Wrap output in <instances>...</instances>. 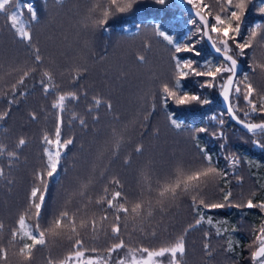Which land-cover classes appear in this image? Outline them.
I'll return each instance as SVG.
<instances>
[{
  "label": "rangeland",
  "instance_id": "rangeland-1",
  "mask_svg": "<svg viewBox=\"0 0 264 264\" xmlns=\"http://www.w3.org/2000/svg\"><path fill=\"white\" fill-rule=\"evenodd\" d=\"M95 2L96 0H67L57 5L53 0L42 4L37 0L39 22L32 26V43L40 49L44 67L52 70L54 83L59 85L57 91L86 92V95H80L78 101L67 102L68 107L63 114L62 137H72L74 143L63 153L62 181L53 187L49 185L42 212L43 224H47L65 207L75 211L87 205L88 214L95 212L99 218L105 214L101 208L106 205H95L94 200L104 194L105 186L109 188V196L112 191L117 190L116 186L110 183L113 178L120 181L122 187L119 190L127 196L129 202H134L141 197V193L145 198L148 196L145 175L152 178L155 187L156 178L169 173L178 163L182 162L185 165L199 163L200 154L192 142L196 132L187 129L175 133L169 127L167 117L160 107L159 85L171 81L173 71L171 56L174 51L157 39L151 26L143 25L139 34L133 38L118 34L111 30L110 26L111 23L129 18L142 10L162 11L164 24L170 19L178 22L184 16L170 6L171 0H167L165 5H157L154 0H138L130 11L109 19L106 34L105 28L93 27L91 21L87 19L89 9ZM206 2L213 3L214 0ZM252 15L261 17L254 5L247 11L246 24L248 17ZM190 30L194 31V26H191ZM145 42L151 44L149 49H145ZM196 47L198 51L205 50L203 41ZM246 51L247 56L243 60L247 61L248 65L254 62L253 57L256 62H264V48L257 45L254 49ZM138 55L145 57L144 62L136 59ZM32 61V49L16 40L6 24V19L0 16V90L15 82L19 72L14 69L28 66ZM195 61L198 66V61ZM77 67L86 71L79 81L73 84L69 81L72 70ZM248 73L257 90L264 92V74L259 70L253 73L250 68ZM39 79L38 71L26 79L24 85L19 86L18 95L19 92H24L25 95L19 99L18 104L11 106L10 116L1 121L5 124V130L0 135V143L6 145L9 150H15L20 137L27 141L18 151L19 159L13 162L11 170L7 167V157L0 159V167L5 169L6 176L12 180L11 184L7 179L0 180V223L5 225L3 233L0 234L2 235L0 243L4 244L7 243L18 216L27 205V196L34 182L33 173L43 166L42 136L44 133L53 135L55 131V110L51 109L54 94L45 97L37 83ZM200 79L196 77L187 79L193 93L206 97L210 92L214 98H219L218 88L200 89L198 82ZM153 93L156 94V107L152 115L144 120V115L152 110ZM94 97H99L104 102L98 108L93 104ZM107 102L112 104L111 112L107 110ZM170 104L182 111H188L190 115L211 107L210 104L179 107L171 102ZM6 106V100L0 98V109ZM239 106H244L242 96L239 98ZM30 112L37 115V120L33 121L30 118ZM72 112L84 119L86 127L80 124L79 119H71ZM221 113L218 107H214L213 114L203 127L208 129L204 134L209 142H217L220 147L222 144L225 145L220 151L223 157L228 154L236 155L231 149L234 140L243 141L264 153V150L253 146L251 141L254 137L251 134L247 135L235 128L226 127L228 121L226 116L223 117L226 122L222 127L211 119L213 115L219 118ZM239 113L244 117L243 111ZM93 116H98V119L94 120ZM259 117L261 116L252 115L253 121ZM221 130L222 138H214L211 135L212 132ZM117 140H120V146L114 154L113 149ZM137 145H142L143 150L140 153L135 152ZM125 159L129 160L128 164L124 163ZM239 161L238 166L231 168L225 160L224 168L232 179V200L244 203L250 199L254 187L240 159ZM84 184H87L88 188L86 195L81 197L77 193ZM220 190L217 181L214 187L209 186L207 189L208 198L221 201ZM88 197L92 198L93 203L88 204ZM190 203V199H185L163 213L157 206L154 215L143 223L129 219L127 229L124 228L122 221V238L133 248L140 245L158 248L174 240L185 227L194 223ZM108 213L111 214V210H108ZM242 229L247 234L251 232L250 226L246 223H242ZM153 231L156 233L155 236L151 235ZM205 231L200 226L186 237L185 264L234 263L224 252L223 241L214 239L210 232L212 255H205L203 251ZM105 232L108 233L107 236ZM110 236L109 222H105L97 239H93L91 232L82 233L87 248L95 247L101 251L113 242ZM253 240L254 238H251L247 246L243 264H251L253 248L249 245ZM70 250L71 244L65 237H50L46 247L34 252L31 264H47L49 257L61 259ZM87 254L92 255L90 252ZM125 254L126 249L114 253L110 264H115L117 256ZM11 264H16L15 258H12Z\"/></svg>",
  "mask_w": 264,
  "mask_h": 264
},
{
  "label": "snow or ice",
  "instance_id": "snow-or-ice-1",
  "mask_svg": "<svg viewBox=\"0 0 264 264\" xmlns=\"http://www.w3.org/2000/svg\"><path fill=\"white\" fill-rule=\"evenodd\" d=\"M54 2L60 5L64 3V0H54ZM137 2L138 0H96L89 9L87 19L91 21L93 27L99 26L107 30L106 25L110 18L130 11ZM181 2L190 6L195 17V19L188 21L190 26H194V31L189 30L183 37L184 41H191V43L178 42L172 35L161 31L159 25L154 27L155 36L166 42L174 50L171 56L173 62L171 81H165L159 85L160 106L166 109L169 102L178 107L192 104L200 106L210 104L211 101L207 97L183 89L182 81L190 77L201 78L198 81L200 89L218 88L219 96L225 106V112L221 113L219 118L213 115L211 119L218 122L222 127L226 122L223 117L228 116L254 137L251 141L254 147L264 150V119L259 122L252 119V115L264 117V92L257 90L248 72L239 74V61L247 56L246 50L254 49L257 45L264 48V24L254 23L245 28V17L250 6L255 5L256 12L264 16V0H214L213 3H208L206 0H181ZM154 3L165 5L167 0H154ZM25 12L28 14V19H25ZM0 15L6 18L16 38L32 49L33 56L30 65L14 69V71L19 72L15 82L0 90V98L5 99L7 105L0 109V121H5L10 116L11 106L18 104L19 99L25 95L24 92H19L18 95L19 86L24 85L26 79L38 71L40 72V79L37 83L45 97L54 94L51 109L55 110L56 116L54 134L44 133L41 139V143L46 145L43 148V166L33 173L34 182L27 196V205L18 217L16 226L11 229L7 243H0V264H11L12 258H15L16 264H31L34 252L38 250V247H46L50 237H65L71 244V250L58 260L49 257L47 264H110L113 254L119 253L123 249H126V254L117 256L115 264H185L186 237L192 230L207 223L216 227L217 237L229 231L227 227L221 230L220 227L216 226L226 222L217 221L214 224L212 217L206 216V213L224 208H258L264 213V201L257 203L253 199H248L244 203H236L232 200L231 191L224 193L222 201L208 198L207 189L209 186L214 187L218 179L226 178L228 173L214 164L212 155L200 146L198 137L194 135L192 138L197 141L195 147L199 149L200 154L199 163L188 165L182 162L178 163L169 173L156 178L155 187H153L152 178L145 175L144 179L148 189L147 198L141 193L140 198L134 202H129L127 196L119 190L122 187L120 181L113 178L110 183L114 184L117 190L112 191L109 196V188L105 186L103 188L104 194L99 195L94 200L95 205H106V207L101 208L105 214L100 215L99 218L95 212L88 214L87 205H84L83 209L77 208L75 211L65 207L47 224H43L42 212L49 185L53 182H60L57 177L63 153L74 143L72 137H62L63 114L67 110V102L78 101L80 95H86V92L57 91L59 85L54 83L55 77L52 70L44 67V58L40 54V49L32 43L31 25L39 20L38 12L33 4L24 3L21 5L19 0H16L15 3L13 0H0ZM137 28L139 29L140 25H137ZM205 39L212 50L222 57L218 63L206 60L197 66L195 60L182 59L177 55L179 53H191L193 56L199 57L201 52L197 50L196 46ZM144 47L149 49L151 44L145 42ZM136 59L144 62L145 57L138 55ZM253 61L248 66L251 72L255 73L259 70L261 74H264V62H256L255 57H253ZM85 71L86 69L79 67L74 68L69 82L76 84ZM241 96L243 97V107L239 106ZM151 99L153 101L152 110L144 115V120H147L152 115V111L155 110V93L152 94ZM102 103L104 102L101 98H93V104L97 108ZM106 107L109 112L112 111L111 102H107ZM240 111H243L244 119L238 116L237 113ZM29 116L33 121L38 118L35 113L31 112ZM71 119H79L80 124L86 127L84 119L79 118L75 112L71 113ZM93 119H98V116H93ZM167 119L171 127L176 130H180L184 126L182 122L174 119L172 114H168ZM193 131L205 133L208 132V129L200 127L193 129ZM211 135L214 138H222L223 131H214ZM120 140L116 141L113 149L114 154L120 146ZM26 143V139L20 137L16 142L15 150H9L6 145L0 143V157H7L9 170L13 167V162L19 159L18 151ZM224 147L225 145L222 144L221 149ZM142 150V145H137L135 148L136 153H140ZM224 158L231 168H235L240 162L234 154H228ZM124 163L128 164L129 160L125 159ZM3 179H7L9 184L12 183V180L6 176L5 169L0 167V180ZM87 188V184L81 185L77 194L84 197ZM87 199L88 204L93 203L91 197ZM185 199L191 201L190 208L194 214V223L185 227L183 232L174 240L158 248H149L143 245L133 248L126 244L122 238V221H124V228L127 229L129 219L143 223L147 218L154 215L157 206L159 211L163 213ZM108 210H111V214L108 213ZM30 220L33 223H29ZM105 222H109L111 232L109 238L113 242L103 251L95 247L87 248L82 233L91 232L93 239H97ZM4 227L5 225L0 223V234L3 233ZM236 231L237 228L233 226L231 232L235 233ZM254 231V240L249 245L253 248L251 264H264V222L260 224L258 230ZM105 235L107 236L108 233L105 232ZM151 235L155 236L156 233L153 231ZM209 236V232L205 231L203 251L207 256L212 255ZM0 239H2V235H0ZM225 251H233L231 236L227 239ZM89 252L92 255H88Z\"/></svg>",
  "mask_w": 264,
  "mask_h": 264
},
{
  "label": "trees",
  "instance_id": "trees-1",
  "mask_svg": "<svg viewBox=\"0 0 264 264\" xmlns=\"http://www.w3.org/2000/svg\"><path fill=\"white\" fill-rule=\"evenodd\" d=\"M39 1L41 2V4L48 2V0H39ZM66 1L67 0H64V3ZM13 2L15 3L16 0H13ZM19 3L21 5H23L24 3H31L35 6V9L38 12L37 0H19ZM170 6L172 8H174L180 15H183L184 18L179 19L178 22L175 21L174 19H170L167 24H164V22L162 21V19H163V17H162L163 12L162 11L155 12V11H143L142 10L140 12L135 13L133 16H131L129 18L111 23L110 24L111 30H113V31L117 32L118 34H121L125 37L133 38L139 34L141 27L143 25L151 26V27H153V29L156 25H159L161 31H164V32L172 35L173 38L175 40H177L178 42L188 43L189 41H184L183 37L190 30V27H191L188 24V21L190 19H195V17L189 16L187 12L183 11L178 5L175 4L174 0H171ZM0 16L4 17L3 15H0ZM25 19H28V14L26 12H25ZM38 22H39V20L36 23L32 24L31 28L33 25L37 24ZM254 23L264 24V16H261V17L256 16V15L249 16L248 17V24L245 25V28H247L248 25H252ZM6 24L9 28V30L13 33L12 29L8 25L7 20H6ZM137 25H140L139 29L137 28ZM125 29H127V31H125ZM105 32H106V34L108 33L107 30H105ZM245 34H246V32H245ZM14 36H15V34H14ZM15 38H16V36H15ZM157 39L160 42H162L165 46H167L168 48L171 49V47L169 45H167L166 42L162 41L158 37H157ZM16 40L19 41L17 38H16ZM19 42H21V41H19ZM203 43L205 45V50L203 52L199 50L201 52V55L199 57L193 56L191 53H179L177 55L182 59L197 60L199 64L203 63L206 60H211L213 63H218L221 60V58L213 55L209 51V48H208L205 40H203ZM171 50H173V49H171ZM239 62H241L242 66H243L242 72L240 73V75H242L244 72H248L249 71V67H248L249 65H248L247 61L241 59ZM182 86H183L184 90L189 91V92H193L191 84L187 79L185 81H182ZM211 95H212V93H210V92H208L206 95V97L208 99H210V101H211V103H210L211 107L203 109L201 112L194 114V115H190L188 113V111H182L180 109L173 107L170 104V102H169V105L166 109L162 108L160 106L162 111L165 113L166 117L168 116V114H172L174 119L182 122V124L184 125L180 130H176V129L171 127L170 122L167 119L169 127L175 133H180V132H183L187 129H189V130L198 129V128L203 127L205 125L206 120L213 114L214 107H218L219 110L223 113L224 111L220 107V99L218 97L214 98V96L212 95L213 96L212 97ZM237 114L241 119H244V117L239 112ZM226 118L228 120L226 123V127H228L229 129L235 128V129H237V130H239V131H241L247 135H250L249 133L242 131L235 124L231 123L228 116H226ZM261 119H264V118L259 117L254 121L259 122ZM4 130H5V124L0 121V135ZM194 135L198 137V142H199L200 146L205 148L206 151L212 155L214 164L219 169L227 172V170L224 168L225 159L220 153V151H221L220 145L217 142H213V143L209 142L206 139L204 133H195ZM192 142H193V145L195 147L197 141L192 139ZM41 146H42V160H43L44 159L43 158V148L46 145L41 143ZM195 149L199 153V149L196 147H195ZM231 149L238 156V158L241 160V163L244 166L245 172L253 184L254 191L250 195V199H253L254 202H257V203L264 201V153L260 152L257 149L252 148L249 144H246L245 142L240 141V140H234L231 143ZM0 159H1V157H0ZM63 175H64V170L60 166L59 175L57 177V179L60 182L62 181ZM60 182L59 183L53 182L50 184V186L51 187L56 186V185L60 184ZM218 185L221 189L220 190V198L222 201L224 193H226L228 191L232 192V179H231V177L229 175H227L226 178L218 179ZM253 193H254V195H253ZM193 216H194V214H193ZM206 216H211L214 224L217 221L226 222V223H220V224L216 225L217 227H220L221 230H223V228H225V227H227L229 229V231L227 233H225L224 235L219 236V237H217V235H216V227H213L212 225H209L207 223L202 224L201 227L204 228L206 231L210 232L214 239H220L223 241L224 252L234 262L231 264H243V262L245 260V256H246L247 246L250 242V239L254 238V235H255L254 230H258L260 224L262 222H264V213H262L258 208H254V209L227 208L224 210L223 209L214 210L210 213H206ZM16 222H17V220H16ZM16 222H15V226H16ZM29 223H33V222L30 220ZM242 223H246L250 226V228H251L250 234H247L246 232H244V230L242 229ZM233 226H235L237 228V231L235 233L231 232V228ZM229 236H231V238L233 240V251L226 252L225 248L227 247V239ZM38 249H41V248L38 247Z\"/></svg>",
  "mask_w": 264,
  "mask_h": 264
},
{
  "label": "water",
  "instance_id": "water-1",
  "mask_svg": "<svg viewBox=\"0 0 264 264\" xmlns=\"http://www.w3.org/2000/svg\"><path fill=\"white\" fill-rule=\"evenodd\" d=\"M174 2H175V4L178 5L183 11L187 12L189 16L194 17L193 10H191V8H190L189 5H185V4H183V3L181 2V0H174ZM205 42H206V44H207V46H208V48H209V51H210L213 55H215V56H217V57H219V58L222 59V57H220L217 53H215V52L212 50L210 44L208 43V41H207L206 39H205ZM239 64H240V68H239V74H240V73L242 72V68H243V66H242V63H241V62H239ZM219 99H220V107H221L222 110L225 112V106H224V103H223L222 98H221L220 96H219ZM228 118H229V117H228ZM229 120H230L231 123L235 124V125H236L238 128H240L242 131L248 133L244 128H242L241 125L236 124L235 121H232L230 118H229Z\"/></svg>",
  "mask_w": 264,
  "mask_h": 264
}]
</instances>
